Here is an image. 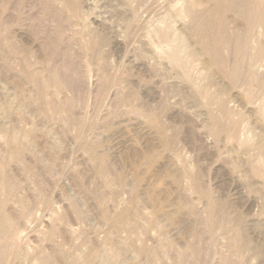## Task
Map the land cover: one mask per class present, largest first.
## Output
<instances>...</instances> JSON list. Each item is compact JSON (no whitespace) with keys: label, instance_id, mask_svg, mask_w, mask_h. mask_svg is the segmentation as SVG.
I'll use <instances>...</instances> for the list:
<instances>
[{"label":"rangeland","instance_id":"obj_1","mask_svg":"<svg viewBox=\"0 0 264 264\" xmlns=\"http://www.w3.org/2000/svg\"><path fill=\"white\" fill-rule=\"evenodd\" d=\"M67 1L0 0V168L14 181L13 192L0 188V220L20 234L7 264H264V169L253 180L249 173L264 159V85L246 103L245 77L234 85L216 72L209 82L210 63L200 56L191 58L188 84L172 65L174 49L198 48L181 15L193 0ZM165 26L173 41L153 35ZM256 70L264 79V61ZM55 76L60 88L42 91L38 84ZM191 84L223 90L239 121L236 141L211 136L217 106ZM46 102L64 106L48 110ZM144 110L160 113L167 151ZM9 135L24 142L20 161L9 160L17 146ZM186 170L227 208L213 226Z\"/></svg>","mask_w":264,"mask_h":264},{"label":"bare ground","instance_id":"obj_2","mask_svg":"<svg viewBox=\"0 0 264 264\" xmlns=\"http://www.w3.org/2000/svg\"><path fill=\"white\" fill-rule=\"evenodd\" d=\"M64 1L66 2L67 0H64ZM198 1H196V0L189 1L187 8L186 9L184 8L185 11H183V13L180 12L182 16L185 15L184 17H188V19H191L192 24L195 27V31L198 35V41H197L198 48L196 50H192L188 54H186V52L184 50H182V48L181 49L176 48L169 54L168 59H170L172 65L176 69H179V70H181L180 72L184 73V75L186 76L185 79L188 80V84H189V78L187 77L188 76L187 71L189 68V63L191 61V58L200 57V56H202L204 59H206L208 61L207 64L210 63L209 82L213 81L212 77L216 72H218L224 76H228L229 80L234 85L246 78L245 81H246V86H247V93L244 97L245 98L244 101L246 103L250 102L251 100H253L255 98L254 95L255 94L257 95V92H258L257 88L260 89V87L262 85H264V79L260 78L261 76L259 77L258 73H256V71H257L256 69H257L258 64L260 62L264 61V42H263V39H264V0H204V1H200V2H198ZM70 2L71 1H69V3ZM72 4H74V3H72ZM230 15L233 19H230L231 18ZM235 20H236V22H234ZM168 30H169L168 27L165 26V27H163V29H158L157 31L153 30V31H155L154 32L155 34H153V35L158 36L159 39H161L163 42L164 41L165 42L173 41L172 35L171 36L169 35L170 32ZM253 44H255V47H252ZM12 49H14V48H12ZM12 52H16V51L13 50ZM183 58H186V60H184ZM230 58H232L231 62L229 61ZM247 60L249 61L248 67H246ZM33 74H35V72H33ZM26 77H29L28 79L34 80L32 82V83H34L37 81L36 77H38V76H37V74H36V76H33V75L31 76L29 73V76H26ZM58 78H56V76L51 77V78H49L48 83H43V86L42 85L40 86L39 85L40 83H39L38 86L40 87V89L42 91H44V90L49 91V88L51 86H55L56 88H60L59 84L61 83V81L59 83L57 80ZM24 80L25 79H23L22 81H24ZM26 81H27V79H26ZM28 82H29V80H28ZM37 83H38V81H37ZM62 85H64V84L62 83ZM191 85L192 86H190V87H192L195 90V88H196L195 85H193V84H191ZM208 85H210V84L208 83L207 86ZM207 86H204V87L202 86L201 88H196V92H194V93L197 94L198 97L200 96V98L203 99L207 105H216L217 106L216 111H217V113H219V115H217V114L216 115H209L210 116L209 132H210L211 136H213L216 139V141H218L220 136L222 137V139H223V137L226 136L228 141H231V142L234 140L236 141V137L238 136L236 134L237 133L236 129H238L237 128V121L238 120L236 121L234 118H233L234 120L231 119V117H233L234 114L229 110L227 103H225V101L222 100V98H221V96L223 94V90L218 91V94L216 95L212 92L210 93L207 89ZM261 90H262V88H261ZM261 90H259V91H261ZM38 91H39V89H38ZM263 93L264 92H261V94H263ZM260 96H262V95H260ZM46 97H47V95H46ZM262 97H259V99H262ZM192 98H193V96H192ZM46 99H44V100H46ZM255 101H258V100L256 99ZM259 102H260L259 103L260 108L258 111L259 113L257 115L261 117V115L264 113L263 112L264 111V99L259 101ZM46 104H47V102L45 103V105ZM55 104L50 102L47 104L46 107H50V108H47L48 110L49 109L58 110L64 106V105L62 106L61 104L60 105L58 104L59 106L56 104L57 105L56 106ZM160 106L162 109L168 107L165 102L161 103ZM43 107H44V105H43ZM56 110H52V112L55 111L57 113ZM61 110H60V113L62 112ZM64 111H65V109H63V112ZM39 112H40V109H39ZM50 112H51V110H50ZM41 113H43V112L41 111ZM159 114H156L155 117H150L151 115L150 114H149L150 116L147 115L145 110L141 111L142 116H144L145 118L150 117L149 119H147L148 124L156 129V131L158 133L159 141L162 144L165 151H167L169 149V146H170L169 145L170 141H168L169 139H167V137L165 135L164 128L160 124L161 121H159V117H158ZM261 119H262V117H261ZM242 121H243V119H242ZM238 123H239V121H238ZM33 132H34V130H33ZM36 133H39V132H36ZM27 135H29V134H27ZM27 137L29 138V136H27ZM33 137H34V135H33ZM226 138H224V139H226ZM238 138H239V136H238ZM29 139L31 140V138H29ZM29 139H28V141H29ZM9 140L13 141V143L17 144V146L15 145L16 150L11 154V156H9V160L20 161V158H21L20 156H21L22 150H23L21 146L24 144V142L22 143V140L20 137L13 136V135L10 136ZM220 140H221V138H220ZM237 141H238V139H237ZM258 141H259L258 142V144H259L258 148H260V150L264 152V135L260 134L258 136ZM94 148L95 147H93V150H94ZM91 150L92 149H90V151ZM94 151L96 152V150H94ZM94 151H91V152H94ZM95 152L93 153V155H94L93 158H95V160H96L97 158L95 156L99 152L98 153L96 152L97 153L96 155H95ZM97 156L99 158V155H97ZM99 160L100 159L97 160V163H99L98 162ZM145 160H146L147 164H152L154 161V158L151 155L146 154ZM263 160L261 158V160H259L260 162L257 161L259 165L256 163L257 166L255 165V166L251 167V169H250L251 172H249L252 174V175L250 174L251 179H252V177L253 178L262 177L261 171H262V169H264V161ZM101 162H104V161H101ZM95 163H96V161H95ZM49 165H48V167H50V168L53 167L52 164H49ZM96 165H98V164H96ZM47 168H45V169H47ZM98 173L100 175L105 174L104 163L99 164ZM182 176L183 175L181 174L177 178H175V182L176 183L180 182V179ZM184 176L190 179V182H189L190 190L197 192V194H199L202 198L206 199V202H207V208L206 209H207V214L209 216V219H208L209 225L213 226L218 220L217 219L218 215L216 213H217V211L222 209V206L220 205L219 202H217L213 199V197L211 196L212 193L209 190L207 192L201 193V191L199 189L198 182H196L195 177L193 176L192 173H190L188 170H186L184 172ZM7 177L8 176H5V171L3 170V168H0V188H1V190L3 188H5V190H3V191H5L4 193L13 192V190H11L10 183H11V185H13L12 183L14 181L12 182L10 180V178H8V181H7V179H6ZM122 179H120V180H122ZM9 181H11V182L9 183ZM2 186H3V188H2ZM9 186H10L11 191H9ZM260 187H261V185H260ZM13 189H14V187H13ZM201 189H202V187H201ZM0 193L3 194L2 192H0ZM1 199H0V201H1ZM1 203L2 202H0V205H1ZM181 205L183 206V203ZM224 205H225V203H224ZM184 207L185 206H183V208ZM225 207H226V205H225ZM1 208H2V206H1ZM181 209H182V207L180 208V210ZM224 209H227V208H224ZM224 209H222V210H224ZM224 211H226V210H224ZM173 215H171L169 220H171ZM173 217L175 219V216H173ZM124 220H125V218L120 216L115 222L121 223ZM124 223H123V225H124ZM121 226H122V224H121ZM12 229H11V225L9 222V218L8 219L3 218L0 220V240H2L4 243L0 249V264H7V258L9 256V254L11 253L10 248H12V246H13L12 244H14L13 242H15L16 239H18V237H20L19 232H17L18 230L16 228H14V230L15 229L17 230L16 231L17 233L12 234ZM238 230H240V229H238ZM238 236L239 237L237 239L240 238L241 243L244 242V239L246 240V238H243L244 235L242 234L241 230L239 231ZM237 239H236V242L239 243V241H237ZM233 243L234 242L232 240V244ZM245 245H247V243ZM248 245L250 246L249 242H248ZM237 246H238V244H237ZM114 255L115 256L118 255V250H116L114 252ZM153 255L155 257L156 254L154 253ZM44 261H43V263H44Z\"/></svg>","mask_w":264,"mask_h":264}]
</instances>
